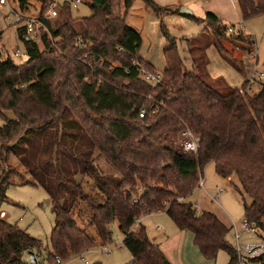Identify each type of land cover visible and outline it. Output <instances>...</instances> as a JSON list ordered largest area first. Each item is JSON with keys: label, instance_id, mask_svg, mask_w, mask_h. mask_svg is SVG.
<instances>
[{"label": "trees", "instance_id": "trees-1", "mask_svg": "<svg viewBox=\"0 0 264 264\" xmlns=\"http://www.w3.org/2000/svg\"><path fill=\"white\" fill-rule=\"evenodd\" d=\"M18 1L22 9L29 0ZM49 1L43 0L41 18ZM88 1L90 17L73 19L65 3L58 22L43 20L50 37L42 32L39 43L19 28L27 57L23 64L0 56V202L12 186L11 178L20 177L8 166L13 155L30 176L21 184L43 188L55 217L49 249L0 219V264H28L29 255L40 259L45 252L46 264L56 258L69 261L111 244L115 225L131 255L129 264H170L145 228L135 227L142 217L159 212L178 230L193 235L204 260L215 261L224 251L229 264H235V250L226 240L229 230L214 214L198 212L183 200L212 163L218 177L236 178L240 194L250 198L251 203H243L244 219L264 240V86L253 94L242 95L239 89L218 92L201 78L195 64L191 71L185 68L175 41L162 27L171 47L163 51L162 82L152 87L141 79L136 65L152 71L138 56L141 37L126 24L134 0ZM121 1L123 14L116 10ZM142 2L159 14L152 0ZM238 5L243 19L264 14V0H238ZM206 21L207 33L226 37L228 30L220 20L207 14ZM227 39L243 50L252 45L241 32ZM222 52L238 67L236 58L224 48ZM142 109L146 115L140 120ZM65 121L73 124L75 135L59 132ZM186 129L198 139L197 154L177 146ZM76 139L103 157L113 173H103L90 154L75 153L71 145ZM90 181L93 196L84 191Z\"/></svg>", "mask_w": 264, "mask_h": 264}, {"label": "rangeland", "instance_id": "rangeland-1", "mask_svg": "<svg viewBox=\"0 0 264 264\" xmlns=\"http://www.w3.org/2000/svg\"><path fill=\"white\" fill-rule=\"evenodd\" d=\"M66 1L71 3L73 0H58L57 10H60L67 3ZM152 1L160 9L159 14L146 8L142 0H134L126 18V24L134 28L141 36L142 42L138 56L151 68L152 72L162 76L166 68L163 51L171 47V43L164 35L163 27L168 37L175 41L185 68L191 71L195 64L201 78L218 92L226 93L231 89L249 88L248 93L253 94L264 86V77L260 78L261 74L264 75V14L243 19L238 0ZM42 3L43 0H29L22 9L18 0H5V5L0 4L1 60H12L18 65L26 61L24 45L18 38V29L22 28L27 21L40 17ZM117 8L122 14L124 13L123 1L118 4L116 10ZM181 9L190 11L191 16L180 14ZM70 14L73 19L90 17L89 1L80 0L75 8L70 5ZM207 14L216 17L226 30L232 29L233 32L227 31L226 37L214 38L211 33H207L210 31L206 21ZM17 19L20 21L19 24H15ZM50 19L58 22L60 16L58 14L57 19ZM196 19L199 20L198 23ZM75 27L81 29L78 23ZM238 32L245 34L251 40L252 45L249 49L256 51L254 63L249 61L250 50H243L241 46L227 39L228 36ZM235 47H238V50H235ZM222 48L236 58L238 67H233L229 63ZM252 79L255 83L249 85L248 82ZM244 83H247L245 88L241 87ZM3 114L8 119H14L11 112ZM69 120H72L71 117ZM2 123L0 120V126ZM65 123V127L59 124V132L65 130L75 135L76 129L73 124L66 121ZM177 146L180 147L179 144ZM71 147L79 155L90 154L91 162L100 167L103 173H113L105 159L99 157L95 150H90L79 139L73 141ZM66 160V164H71L68 158ZM7 161L8 166L15 169L20 177H13L10 180L12 186L6 189L5 198L0 202V219L26 231L28 235L41 241L45 248L49 249V236L55 223L51 201L43 188L21 184L22 178L27 182L30 176L16 157L9 155ZM75 179L77 181L81 179L79 172ZM200 182H203L204 189L199 188L198 184L183 202L191 204L198 212H210L220 218L229 228L226 240L231 246L234 247L236 243L232 226H235L239 234V243L256 241L257 238L253 234L242 232L240 228L245 220L243 203L249 204L251 200L246 195L240 194L241 188L237 179L234 178L233 183L226 182L215 174L213 164L209 163L200 175ZM88 183L90 184L84 191L93 196L95 191L92 189V182ZM73 215L77 217L76 209ZM141 222L149 240L155 245H160L170 264H229V256L224 251H220L216 260L212 262L201 258L190 233L180 232L165 213L147 215L141 218ZM112 230L111 244L93 248L88 253L63 262L65 264H129L132 258L121 244L123 236L118 229H115V226ZM93 232L89 230V233L93 234ZM255 234L257 235V232ZM104 249H107L109 253H105ZM45 254L46 252L40 255L39 264H46L44 263Z\"/></svg>", "mask_w": 264, "mask_h": 264}, {"label": "built area", "instance_id": "built-area-1", "mask_svg": "<svg viewBox=\"0 0 264 264\" xmlns=\"http://www.w3.org/2000/svg\"><path fill=\"white\" fill-rule=\"evenodd\" d=\"M69 5H72V7H76L77 4L80 3V0H73L71 3L66 1ZM1 5H5V0H0ZM58 0H50L46 5V13L43 15V17H39L34 20H29L25 23L23 28L26 29V32L28 33V36L31 40L35 41L36 43H39L41 33L44 32L47 34L48 37H50L49 31L44 24L43 20H51L50 18H57L58 12ZM19 19L16 20L15 24H19ZM232 29H228V33H232ZM52 41V40H51ZM80 39L77 38V44L79 45ZM249 54V61L254 63L256 60V51L251 50L248 52ZM139 68V75L143 81L150 84L152 87L158 86L162 82V76L155 74L154 72L140 66L139 64H136ZM264 75L261 74L260 78H263ZM249 85L254 84L255 81L252 79L248 82ZM250 91V89H239V93L244 95L247 94ZM152 96L148 97V100L152 101ZM161 106L162 103L153 104V106ZM146 110L142 109L138 115L139 119L142 120L145 118ZM178 144L182 148L184 153H192L197 154L199 150V142L198 139L192 135V133L189 130L183 131L178 136ZM199 188H203V183H199ZM138 193H142V188L138 189ZM139 225V220L136 221V226ZM241 231L253 234V236L258 237L255 233L256 230L253 228L246 220H244L243 224L241 225ZM235 231V239L236 243L234 245L235 255H236V263L235 264H264V240L261 238H257L254 242H246V243H239V234L237 230L235 229V226L233 227ZM122 244V243H121ZM105 253H109L107 249H104ZM28 264H39V259L35 255H29L27 258ZM54 264H65L62 260L56 258ZM87 264V263H85Z\"/></svg>", "mask_w": 264, "mask_h": 264}, {"label": "crops", "instance_id": "crops-1", "mask_svg": "<svg viewBox=\"0 0 264 264\" xmlns=\"http://www.w3.org/2000/svg\"><path fill=\"white\" fill-rule=\"evenodd\" d=\"M129 27H130V25H128ZM132 28V27H131ZM132 29H134V28H132ZM135 30V29H134ZM136 31V30H135ZM137 32V31H136ZM138 33V32H137ZM139 34V33H138ZM140 35V34H139ZM141 37V36H140ZM141 42H142V39H141ZM233 180H234V177H228V178H225V181L226 182H228V183H233ZM203 183V182H202ZM203 189H204V184H203ZM210 213V212H209ZM154 214H156V213H154ZM153 215V214H152ZM217 217V216H216ZM218 218V217H217ZM219 219V221L229 230V228H228V226L227 225H225V223L220 219V218H218ZM139 225H141L142 226V222H141V219L139 220ZM232 227H234V226H232ZM115 229H118V225H115ZM236 229V228H235ZM185 232H188L187 230H184ZM184 231H180V232H184ZM190 233V232H189ZM190 235H191V238H192V241H193V235L190 233ZM257 236H258V234H257ZM256 238H259V237H256ZM158 247H159V249H160V245H157ZM162 246V245H161ZM233 246V245H232ZM195 248H196V250L198 251V253H199V255L201 256V254H200V252H199V250H198V248L195 246ZM161 251H162V249H160ZM91 251V250H90ZM89 252V251H88ZM88 252H86V253H88ZM162 253H163V255L165 256V253H164V251H162ZM167 258V257H166ZM201 258H202V256H201ZM132 260V259H131ZM206 261V260H205ZM209 262V261H208ZM210 262H212V261H210Z\"/></svg>", "mask_w": 264, "mask_h": 264}, {"label": "water", "instance_id": "water-1", "mask_svg": "<svg viewBox=\"0 0 264 264\" xmlns=\"http://www.w3.org/2000/svg\"><path fill=\"white\" fill-rule=\"evenodd\" d=\"M180 14H182V15H189V16H191V12H190V11H188V10H185V9H181V10H180ZM27 40H29V39H27Z\"/></svg>", "mask_w": 264, "mask_h": 264}]
</instances>
